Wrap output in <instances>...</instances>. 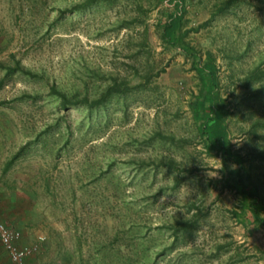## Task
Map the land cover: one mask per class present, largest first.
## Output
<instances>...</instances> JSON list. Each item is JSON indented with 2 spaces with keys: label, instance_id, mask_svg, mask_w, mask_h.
Returning a JSON list of instances; mask_svg holds the SVG:
<instances>
[{
  "label": "rangeland",
  "instance_id": "rangeland-1",
  "mask_svg": "<svg viewBox=\"0 0 264 264\" xmlns=\"http://www.w3.org/2000/svg\"><path fill=\"white\" fill-rule=\"evenodd\" d=\"M89 1L0 0V217L45 235L24 264H264L235 164L199 136L192 58L162 40L172 5ZM226 1L185 0L180 35L217 66L264 215V0Z\"/></svg>",
  "mask_w": 264,
  "mask_h": 264
},
{
  "label": "trees",
  "instance_id": "trees-1",
  "mask_svg": "<svg viewBox=\"0 0 264 264\" xmlns=\"http://www.w3.org/2000/svg\"><path fill=\"white\" fill-rule=\"evenodd\" d=\"M97 1L90 0L86 6ZM166 1L172 5L173 9L166 14L165 20L161 23L162 40L165 44L180 49L192 58V68L196 71L200 81L198 94L190 102L199 136L206 150L221 156L224 166L228 162L235 164L229 170L230 178L227 185L241 196V210L250 212L254 226H264L259 189L251 174L245 169L242 158L232 151L227 112L221 105L217 66L214 61H203L202 55L190 43L185 42L180 35L186 12L185 0ZM234 1L236 0H227L224 7ZM80 8L77 7L73 11ZM111 92L108 90L104 97L96 100L94 104L103 103Z\"/></svg>",
  "mask_w": 264,
  "mask_h": 264
},
{
  "label": "built area",
  "instance_id": "built-area-1",
  "mask_svg": "<svg viewBox=\"0 0 264 264\" xmlns=\"http://www.w3.org/2000/svg\"><path fill=\"white\" fill-rule=\"evenodd\" d=\"M35 240L31 243L24 242L22 231L0 217V244L14 264H24L27 259L33 257L38 251V243L45 240V235L38 234Z\"/></svg>",
  "mask_w": 264,
  "mask_h": 264
},
{
  "label": "crops",
  "instance_id": "crops-1",
  "mask_svg": "<svg viewBox=\"0 0 264 264\" xmlns=\"http://www.w3.org/2000/svg\"><path fill=\"white\" fill-rule=\"evenodd\" d=\"M18 226H22V224H19ZM24 240H26L25 236H24ZM25 242V241H24Z\"/></svg>",
  "mask_w": 264,
  "mask_h": 264
}]
</instances>
